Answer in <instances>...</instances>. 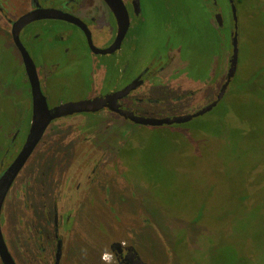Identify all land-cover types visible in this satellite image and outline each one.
<instances>
[{"label":"rangeland","instance_id":"obj_1","mask_svg":"<svg viewBox=\"0 0 264 264\" xmlns=\"http://www.w3.org/2000/svg\"><path fill=\"white\" fill-rule=\"evenodd\" d=\"M217 2L142 0L143 15L132 21L122 49L108 56V90L125 85L155 54L164 61L168 44L176 45L174 51L182 48L176 44L181 34L188 38L198 32L190 43L207 48L201 83L182 77L175 87L171 78L149 83V92L167 97L157 100L149 116L194 112L215 99L230 66L221 67L223 55L226 60L233 51L226 23L233 27L232 8L228 0ZM234 3L240 33L237 71L211 111L160 126L134 125L110 111L76 112L51 122L3 205L2 227L15 259L45 262L22 233L30 222L25 200L34 203L41 218L43 204L57 195L73 209L61 264H106L101 257L108 252L109 260L106 246L115 240L134 245L149 264H264V0ZM219 11L225 12L224 29L214 18ZM210 16L215 23L207 25ZM70 40L77 45L68 64L50 69L55 73L46 88L51 105L86 99L91 78L97 74L101 83L105 75L103 65L95 69L88 59L81 36ZM40 46L42 54L49 53L51 44ZM64 46L59 43L54 54ZM186 86L196 94L182 91ZM31 97L23 56L0 13V176L25 142ZM20 183L29 192L36 183L38 196L24 199ZM38 229L33 227L34 233Z\"/></svg>","mask_w":264,"mask_h":264},{"label":"flooded vegetation","instance_id":"obj_2","mask_svg":"<svg viewBox=\"0 0 264 264\" xmlns=\"http://www.w3.org/2000/svg\"><path fill=\"white\" fill-rule=\"evenodd\" d=\"M116 1L111 0L107 2V0H0V13L11 31L13 30L15 22L19 18L24 15H28L29 13L32 17V19H30V21L26 23L21 29L20 37L22 36V38L20 39L36 66L42 92L45 94L46 91V98L49 108H53L56 105H51L48 101L50 95L46 88H48V84L51 82L52 77L55 76V73L51 72L57 69L62 62H64L65 65L68 64V59H70L68 58L70 55V49H75L77 45L76 44L73 47L72 41L74 42L75 39H72L71 41V37L76 38L81 36L82 43H80L82 45H86L89 52L88 59L90 55L93 67L95 66V69L96 65H103L104 68L106 66L108 67V56L116 54L122 49L123 42L130 30L132 21L135 18L138 19V17L143 15V5L142 0H121L123 5L121 4L120 0ZM3 2H7L8 8L4 7ZM212 2L215 3V5H218L217 0H212ZM228 2L230 3L232 8V3L230 2V0H228ZM16 3L18 5H21L22 8L18 9ZM112 6L117 12L118 8L120 9V17L115 15V11ZM124 9H126L128 13V28L124 38L121 41L120 47L112 52L107 51L104 53L102 51H96L98 49L108 50V47L114 44L120 26L124 27V25H126ZM218 13L221 14L220 22H222L221 25L218 24L219 27L224 29L227 23L231 38H233L237 34L239 43V26L238 21L234 20L235 18L233 9L231 10V21L233 22L234 28L232 27L231 22H229V20H226L225 12L222 13V11H219L214 13V18L216 22H219L217 18ZM228 14H230V12H228ZM214 18L212 17V21H210V16L207 20V25H209L210 22L214 24ZM224 19L227 21L226 23ZM46 31L48 32L46 33ZM44 33L48 35H45ZM199 35L200 34L198 32H193L187 38V36L184 37V35L181 34L180 40L182 38L183 43L181 41L176 44L183 45L182 48H176L177 51H174L173 49L176 45L168 44V50L166 52L167 57H165L164 61L161 57L155 54L152 57L154 60L146 63V65L140 71L133 74L130 81H128L125 85L121 87H115L108 90V70L106 68L105 75L103 78H101V83L96 82V74L90 80V94L86 98L103 97L105 102L101 109L85 113H98L101 111H110L136 125V123H134L130 119L125 118L119 112H116L108 107V95H112L113 93L122 90L133 83L136 87L130 89V91L125 96L118 99V105H120L122 109L131 110L136 114L149 116L153 114L152 112H150L151 110H153L152 106L154 104H159L157 103V100L161 98H167L164 95L151 93L158 92V90H152L151 92H149V88H146L147 85H150L149 83L161 84L162 82H167V78H171L175 81L174 83L171 82L170 86L175 87L177 77H182L185 80L189 79L191 81L201 83V79H199V77L202 78L204 73L206 72V69L208 68V66L205 67L206 64L202 65L203 59L205 57V52L203 50H207V48H202L198 45L199 43H190L191 38H194L195 40ZM67 40H69L70 43H66ZM40 42L41 44H51V48L49 49L50 51L48 54H42ZM59 43H62V45L65 46L62 47L61 51L58 49V52L54 54L53 48L56 49V46H58ZM225 55H223V63L221 65L224 71H226V65L230 62L229 56L225 60ZM128 65L129 64H127L125 67H122L126 70V68H128ZM97 86L99 87L97 88ZM186 87L187 89L182 91H190V95L196 94V91L188 88L189 86ZM148 96L149 100L147 103H145L144 97ZM202 103H205V100ZM59 104L60 103H58L57 105ZM30 108L33 113L32 97ZM50 124L48 125L47 129L51 126ZM28 129H30V126ZM19 131L20 129L14 132V135L11 138V142L16 141ZM28 132L26 133L25 138H27ZM23 144L24 142L21 144V146H23ZM95 171L96 169H93V172ZM31 186H33V188L29 187V189H32L31 192H29L28 187H26L22 183L19 184L18 188L21 189V193H23L21 195L22 197H24V199H31L38 196L39 191L36 187V183L32 184ZM56 199L57 195L52 201V203L43 204V216L41 218H38L35 215L38 211L33 207L35 206L34 203L30 202V204H28L25 200L27 209L30 213V222L28 223V228L26 230H23L22 233L26 234L27 237L30 238L31 242L29 248L31 250L35 249L36 252L42 254L45 260L43 264H55L58 244H61L62 247L65 245L64 237L66 229L68 228L70 222L73 219L72 205L70 204V206H68L67 204L62 202L61 198H59L58 200ZM38 225L39 229L36 231V233H34L33 227ZM131 246H133L134 249L130 252L129 248ZM106 249L109 250L111 255L109 260L104 259L105 256L108 257V252L105 256H103V258L101 257V259H104L106 264H108V261L109 263L114 262L112 264H139L138 259H143L140 253L138 252L137 248L131 243H128V241L115 240L113 243H110L109 245L107 244ZM22 258L23 260H18L16 258L19 264H33V261L30 257L22 256Z\"/></svg>","mask_w":264,"mask_h":264},{"label":"water","instance_id":"obj_3","mask_svg":"<svg viewBox=\"0 0 264 264\" xmlns=\"http://www.w3.org/2000/svg\"><path fill=\"white\" fill-rule=\"evenodd\" d=\"M108 1L111 0H107V2ZM230 2L232 3V9L235 18L234 20L238 21L237 9L235 3L233 0H230ZM121 4L123 5L122 1ZM113 9L115 11V15L120 17L121 16L120 9L118 8V12L115 10L114 7ZM220 15L221 14L218 13L217 18L219 20V23L222 24V22H220ZM124 17H125L126 25H124V27L120 26L114 44L109 46L108 50L98 49L96 51H102L104 53L107 51L112 52L120 47L121 41L124 38L128 28L127 25L128 13L126 9H124ZM30 19H32L30 13L28 15L22 16L15 22V25L12 30L14 41L23 55V60L25 63L28 79L32 86L33 113H32L30 129L21 150L19 151L15 159L8 165L6 170L0 176V259L3 264H19L9 249L6 239V233L3 231L2 217H1L3 205L9 190L11 189L20 171L22 170V168L30 158L35 147L42 139L44 133L47 130L48 125L53 119L61 116L71 115L76 112H93L98 109H101L105 102L103 97H95V98H86L76 101H67L60 103L59 105H56L53 108H49L46 95L42 92L41 89L36 66L20 39L21 38L20 31L23 28V26L30 21ZM232 44H233V53L230 57V67L225 82L221 86V89L217 94L216 98L208 102L207 104L203 105L201 108L197 109L196 111L185 114L173 115V116L156 117V116L140 115L134 113L131 110L122 109L120 105H118V99L125 96L130 91V89L136 87L133 83L128 85L124 89L113 93L112 95H108V107L116 112H119L125 118L130 119L131 121L139 125L160 126L164 124L185 123L191 121L195 117L204 115L205 113L211 111L215 106H217L219 101L224 97L228 89V86L230 85L231 80L237 71L238 58H239L237 34L232 38ZM133 249L134 247L131 246L129 248L130 252ZM61 256H62V245L58 244L55 264H61ZM138 260H139L138 261L139 264H149L141 258H139Z\"/></svg>","mask_w":264,"mask_h":264},{"label":"clouds","instance_id":"obj_4","mask_svg":"<svg viewBox=\"0 0 264 264\" xmlns=\"http://www.w3.org/2000/svg\"><path fill=\"white\" fill-rule=\"evenodd\" d=\"M104 259H106V260H107V259H108V257H107V256H105V257H104Z\"/></svg>","mask_w":264,"mask_h":264},{"label":"bare ground","instance_id":"obj_5","mask_svg":"<svg viewBox=\"0 0 264 264\" xmlns=\"http://www.w3.org/2000/svg\"><path fill=\"white\" fill-rule=\"evenodd\" d=\"M220 102V101H219Z\"/></svg>","mask_w":264,"mask_h":264}]
</instances>
